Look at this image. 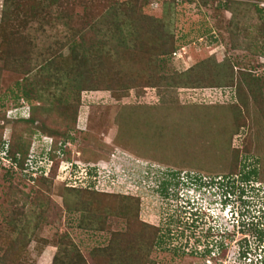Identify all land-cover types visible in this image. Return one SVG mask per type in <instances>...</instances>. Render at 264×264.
I'll return each mask as SVG.
<instances>
[{"label":"rangeland","instance_id":"obj_1","mask_svg":"<svg viewBox=\"0 0 264 264\" xmlns=\"http://www.w3.org/2000/svg\"><path fill=\"white\" fill-rule=\"evenodd\" d=\"M15 1L7 12L0 0V159L6 138L30 164L0 160V264H52L58 249L63 264L75 253L84 264H234L252 234L246 263L264 264V205L252 200L264 191V102L241 76L264 77V0ZM193 26L211 33L191 40ZM155 32L189 43L161 56ZM79 72L100 90L78 97ZM95 191L118 197L115 215ZM137 219L148 241L131 250L122 237ZM244 220L251 235H217Z\"/></svg>","mask_w":264,"mask_h":264},{"label":"trees","instance_id":"obj_2","mask_svg":"<svg viewBox=\"0 0 264 264\" xmlns=\"http://www.w3.org/2000/svg\"><path fill=\"white\" fill-rule=\"evenodd\" d=\"M154 1H158L159 2V1H163V0H154ZM256 1L259 2L261 0H256ZM15 3H16L15 0H4V5L6 6V11L8 12V9L11 6H14ZM54 3H55L54 0H53V2H50L51 5H53ZM260 12L262 13L263 10L260 11ZM8 18H9V15H7L6 12L3 13L2 22L5 23V21ZM57 19H58V17H57ZM189 29H190V33L189 34H190V37L192 38L191 40H193L195 38H200L201 36H204V35H207V34L211 33V29H208V28L203 29L202 27L193 26V27H190ZM157 33L158 32L154 33V37H156V40L160 41V39H161V41H163V43L161 44L160 49H159V51H160L159 54H161V56H166L167 54H173L174 51L176 50V48H180L181 46L186 45V44L189 43V39H188L189 34L188 33H184V35H182L180 39H177L174 42L172 41L170 43L166 42L165 39H164L165 40V42H164L163 37H160L159 33L158 34ZM176 41H180L181 45L175 44ZM71 71L72 70H70V74L72 73ZM24 73L25 74H29L30 72L25 70ZM83 74H84V76H86V74L84 72H79L77 74V77L74 78V80H71V82H70V83L76 85L75 88H76L78 97L80 96V94L82 92H85V91H98V90H100V89H96L95 87H93L92 83H89L87 81L81 80V79H83L82 78ZM241 76H243V80L246 81V83H248L247 86H249V88L251 89V91L253 93L252 94L253 97L254 98L258 97L259 99H261L264 102V77L256 78L254 75H252L251 71H250V73H247V71H243ZM229 80H230V76H228V78L226 77V81H229ZM227 84H229V83L227 82ZM30 87H31V89H33L36 86L34 84H32V85H30ZM104 90L108 91L107 89H104ZM256 92L258 93V96H256ZM24 96H25L27 101L28 100L30 101V96L27 93H25ZM258 98H256V99H258ZM262 112H263V116H264V109H263ZM76 116H77V112L74 113V119H73L74 122H76V119H77ZM9 119H11V118L8 117V120ZM13 120L16 121V122H23V123H29V124H34L35 123V120L32 117L19 118V119H13ZM59 147L57 146V143L52 141L51 147H50V153L48 154L49 155L48 159H50L49 161L51 163H53L54 165L57 162V158H59V156H61L59 154ZM26 152H27V150H24V148H22V147H20V148L17 147L16 148V146L14 145V142H13V145L11 144V150L8 151L9 157L13 160L14 163H16L17 166H19L22 169V171L26 170V167H27V164H28V161H29L28 157H25ZM20 154L23 155V157L20 159V161H18L17 156L20 155ZM8 168L10 169L11 167H8ZM32 173H34V172H31V176H32ZM37 174H40L41 178H45L44 176H46V175H44V171L43 170L38 171ZM252 174L253 173H250L249 175H252ZM24 176L25 177H31V176L26 175V174H24ZM31 180H33V179H31ZM243 180H245V181L249 180V176H247V175L244 176ZM188 181H189V179H186V177L179 178V182H180V185L182 187L187 186V185H190V187H192L193 185L189 184ZM194 183H197V182H194ZM73 190H78V189L77 188H73ZM196 191H198V190H196ZM95 193H96L95 194L96 198L105 197L106 200L107 199H112L111 201H108V200L106 201V203H105L106 209L105 210H106L108 215H115L116 210L118 208L117 207L118 202H115V201L118 200V197L116 195H110V194H106L104 192L100 193L99 191H95ZM260 193H263V194L261 196L256 197V198L253 197L252 200H253L254 204L259 203V204H261L263 206L264 205V191L262 192V191L259 190L257 194H260ZM98 200H101V199H98ZM106 218L107 219H105V218L101 219V220H103V224H104V227H102V228L103 229L105 228V230H106V228L110 229L107 226V224H106L107 223L106 221L108 220V217H106ZM194 221H195V219H193V224L191 226L192 228L198 226V224L196 223L197 224L196 225L194 223ZM128 222H129L130 230H129V235H126V236L122 237L124 242H126V244L131 248V250L136 249V248H143L145 242H147L148 240L146 239V236L143 234V232L139 231L138 228L140 226L141 227L145 226V228L149 229L150 225H148L147 223H144V222H142V221H140L138 219H137V221L129 220ZM233 226H236V225L234 224ZM251 226L252 225H251V223L249 221L244 220V222L241 223V227L242 228H240L237 232L235 230L233 231V230H228L227 229L226 233H222L221 232L220 234L217 233V235L220 236L222 234L220 237L222 239H224L223 241H226V242L228 241L229 243H231L233 241L235 242L236 241L235 237L238 235L239 232H241L243 235H247V233L249 235H251L252 233L250 234L248 232L249 229L251 228ZM255 226H256L257 232H260V230H259L260 224L255 225ZM153 228L154 229H152V230L158 231V229L156 227L153 226ZM127 233H125V234H127ZM259 234H261V232ZM262 234H264V232ZM252 235L251 236H246V237L243 236L244 238L242 240H240V241L237 240V243H236L237 250L230 251L231 254L229 255V258H230L231 262H233L234 264H244L241 261H243L252 252L251 249H249L250 245H251V242H250L249 238H251V240L255 241V239L253 238L254 234H252ZM261 236H262V242H263V238L264 237H263V235H261ZM154 238L155 237H153V239ZM153 242H154V240H153ZM260 242H261V239H260ZM70 246H71V244L67 245V247H65L66 248L65 252L66 251L67 252L69 251L70 253L74 252V251L72 252ZM229 246L230 245L226 244V246L223 247V243L222 242L219 243L218 244L219 254L221 253L220 255H222V253L224 254L225 252L229 253V250L231 249ZM74 249H75V247H74ZM112 253H114V251H112ZM211 253H212V251H205L203 254H211ZM121 255L122 254H120V256ZM220 255H218V256H220ZM112 256H114V254ZM68 257L70 258L69 259L70 261H69L68 264H84V262H85L79 253H75L72 256H67L66 258H68ZM63 261H65V260H61L60 259V249H58L57 254L55 255V257L53 259V263L52 264H63ZM67 261L68 260H66L64 263H66Z\"/></svg>","mask_w":264,"mask_h":264},{"label":"built area","instance_id":"obj_3","mask_svg":"<svg viewBox=\"0 0 264 264\" xmlns=\"http://www.w3.org/2000/svg\"><path fill=\"white\" fill-rule=\"evenodd\" d=\"M5 141H4V146H5V144H6V150H4L3 151V153H2V156H1V159L0 160H2L4 163H2L3 164V167L4 168H8V167H13L14 165H16V163H14L13 162V160L9 157V153H8V151H9V143H10V140H8V139H4ZM1 161V162H2ZM0 162V163H1ZM5 163H7V165H5ZM28 163L30 164V161H28ZM33 167H30L29 169H33L34 171V173H38V171H41V169H40V167H38V165H36V166H34V165H32ZM27 167H29L28 165H27ZM33 173V174H34ZM204 190V189H203ZM207 191H211V193H209V192H207ZM207 193L208 195H211L212 196V194H214L215 192L213 191V189H211V188H206L205 189V191H204V193ZM205 193V194H206ZM228 207H230V205H228L227 207H225L224 206V208H226V212L227 213H229L230 215H231V217H232V219H231V221H230V224H231V226L233 227V225L234 224H236V222H237V219L239 218V216H238V212L236 213V211L234 212V210H230V209H228ZM222 208V207H221ZM239 224V223H238ZM237 225V224H236ZM223 227V226H222ZM225 227V226H224ZM215 230V229H214ZM215 232H216V230H215ZM222 233H224V232H222ZM250 258H251V255L249 254L245 259H244V262L246 263L248 260H250ZM247 260V261H246ZM244 263V264H245ZM247 264V263H246ZM248 264H251V262H248Z\"/></svg>","mask_w":264,"mask_h":264},{"label":"flooded vegetation","instance_id":"obj_4","mask_svg":"<svg viewBox=\"0 0 264 264\" xmlns=\"http://www.w3.org/2000/svg\"><path fill=\"white\" fill-rule=\"evenodd\" d=\"M175 177H176V176H173V178H175ZM176 179H177V182H178V181H179V178L177 177V178H175V180H176ZM176 184H177V183H176ZM144 223H145V222H144ZM197 223H198V222H197ZM156 228H157V229H160V227H156ZM189 229L192 230V231H193V230L196 231V230H197V227H194V228L189 227Z\"/></svg>","mask_w":264,"mask_h":264},{"label":"clouds","instance_id":"obj_5","mask_svg":"<svg viewBox=\"0 0 264 264\" xmlns=\"http://www.w3.org/2000/svg\"><path fill=\"white\" fill-rule=\"evenodd\" d=\"M5 139V138H4ZM4 145V144H3Z\"/></svg>","mask_w":264,"mask_h":264}]
</instances>
